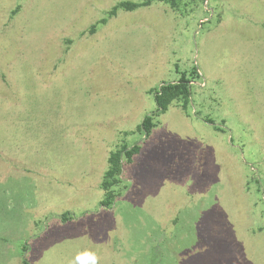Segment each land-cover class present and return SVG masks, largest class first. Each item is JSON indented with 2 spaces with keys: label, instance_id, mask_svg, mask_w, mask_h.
<instances>
[{
  "label": "rangeland",
  "instance_id": "obj_1",
  "mask_svg": "<svg viewBox=\"0 0 264 264\" xmlns=\"http://www.w3.org/2000/svg\"><path fill=\"white\" fill-rule=\"evenodd\" d=\"M125 1L0 0V264H264V0Z\"/></svg>",
  "mask_w": 264,
  "mask_h": 264
},
{
  "label": "trees",
  "instance_id": "obj_2",
  "mask_svg": "<svg viewBox=\"0 0 264 264\" xmlns=\"http://www.w3.org/2000/svg\"><path fill=\"white\" fill-rule=\"evenodd\" d=\"M165 1H169L172 4L174 3V0ZM150 3L151 0H143L141 2H120L113 7V11H116V8L118 7L132 10L139 6L148 5ZM94 29L95 25H92L89 29V32H94ZM191 76L199 77V72L196 68L192 70ZM192 80L193 79L187 78L185 75H181L176 81L163 84L160 86L159 90L155 91L153 96L156 109L150 115H145L139 125V129L142 131V133H144L145 136H147L151 129L156 125V117L164 112L169 107V105L172 104V102L176 100H182L183 106H185L190 94V82ZM139 150L140 145L136 143L131 147L121 145L108 153L107 167L100 182V187L103 191V196L100 201L102 206H111L115 198L120 194L122 189V178L120 176L122 164L124 162L132 161V158L139 152ZM125 186L126 185L124 184L123 187ZM69 218L70 217L66 213L61 215L62 221H66ZM22 264H29L28 260L23 258Z\"/></svg>",
  "mask_w": 264,
  "mask_h": 264
},
{
  "label": "clouds",
  "instance_id": "obj_3",
  "mask_svg": "<svg viewBox=\"0 0 264 264\" xmlns=\"http://www.w3.org/2000/svg\"><path fill=\"white\" fill-rule=\"evenodd\" d=\"M76 260L80 262V264H85V262H90V264H98V258L96 253L94 252H85L83 254H79L76 257Z\"/></svg>",
  "mask_w": 264,
  "mask_h": 264
},
{
  "label": "crops",
  "instance_id": "obj_4",
  "mask_svg": "<svg viewBox=\"0 0 264 264\" xmlns=\"http://www.w3.org/2000/svg\"><path fill=\"white\" fill-rule=\"evenodd\" d=\"M5 243L4 240L0 237V255H4L6 250H5ZM0 262L4 263L2 259L0 258Z\"/></svg>",
  "mask_w": 264,
  "mask_h": 264
}]
</instances>
